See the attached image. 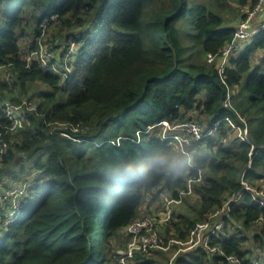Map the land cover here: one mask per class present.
Returning <instances> with one entry per match:
<instances>
[{
  "label": "trees",
  "instance_id": "16d2710c",
  "mask_svg": "<svg viewBox=\"0 0 264 264\" xmlns=\"http://www.w3.org/2000/svg\"><path fill=\"white\" fill-rule=\"evenodd\" d=\"M257 2L0 0V65L12 64L15 76L12 85L0 80V101L13 87L22 95L37 81L49 87L37 95V110L29 112L26 126L3 135L9 147L0 158V192L25 176L32 181L18 216L2 228L0 264H119L127 245L119 239L121 249L111 252L114 240L139 218L146 194L156 199L165 191L177 199L199 169L195 200L174 203L172 217L158 230L167 241L186 242L199 223L220 221L223 227L210 244L225 255L198 245L172 264H258L253 257L257 250L264 255V204L247 186L264 190V34L233 56L223 74L218 58L208 61L233 39L234 22L245 17L241 9ZM29 7L42 9L38 25L59 13L60 20L50 25L62 31L55 44L66 43L69 34L79 43L75 68L64 83L37 58L27 65L18 29ZM188 14L195 25L190 47L177 27ZM37 48L34 42L29 51ZM194 110L207 116L208 127L220 120L217 134L206 137L195 155L198 169L186 165L179 174L116 178L125 162L165 152L184 156L170 140L146 131L164 120L187 121ZM225 117L248 126L249 141L239 134L228 140ZM8 124L0 108V133ZM156 261L138 253L132 264Z\"/></svg>",
  "mask_w": 264,
  "mask_h": 264
},
{
  "label": "built area",
  "instance_id": "2783aa9c",
  "mask_svg": "<svg viewBox=\"0 0 264 264\" xmlns=\"http://www.w3.org/2000/svg\"><path fill=\"white\" fill-rule=\"evenodd\" d=\"M241 11V14L245 17L239 20L238 25L235 27L234 37L231 42L221 49L219 55H208L209 62H213L216 58H218L220 74L225 72V69L227 68L233 56L243 52L255 37L264 34V19L258 21L256 20L264 11V0H258V2L253 7L247 6L241 9ZM59 20V13H51L41 20L40 27L43 29V31H45L53 22ZM40 41H42V39H40ZM78 45L79 43L75 41L74 36L69 34L68 43L65 46V52L57 57V59H55L56 57L54 56H50L52 55L50 52H48V57L42 56L41 53H39V46L37 50L29 52L36 56H30L29 58L36 57L42 68L45 70H50L56 75L60 76L64 83L65 79L68 77V74L73 71L69 69V65L65 67V61L67 57H71V59L73 58L71 61L72 63H70L71 66H73ZM74 48L75 50L73 53H71V50ZM57 62L58 64L60 63L59 66H57ZM27 65H30L29 60H27ZM7 67L8 65H0V69H4L8 76V80H10L12 70ZM230 96L231 95L229 93L226 101L227 105L230 104ZM0 108L4 112L5 118L9 121V124L5 126L6 131L4 133H0V158H2V156L7 153L9 147V144L3 138V135L7 133H16L22 129V123L27 121V119L25 121V110L29 111L32 109V107L28 101L15 102L10 99L3 102L2 105H0ZM225 120L229 121V123H232L233 126V122L230 118L225 117ZM219 124L220 120L215 121L212 123V126L206 127L205 130L200 126L197 120H188L183 122L178 121L175 123L164 120L159 123L158 126H161L159 135L165 140H170L174 148L182 155L191 157V164H189V166L192 169H198L196 163L194 162L195 155L199 154L205 147L207 143L205 138L215 135ZM161 130L164 131L163 134L161 133ZM247 133L248 131H245L246 135ZM242 139L249 141L245 137ZM198 171V177L192 176L188 178L185 189L179 191V198L175 199L170 197L166 192H161V196L164 201V206L161 211L146 214L142 218L139 217L124 228L123 232H125L126 235H129L131 239L125 251L117 257L119 264H132L135 256L138 253L149 255L155 248L161 245L163 242V236L158 230V225L167 222L172 217L174 203H181L186 195L192 194L194 191V182L200 181L202 179L201 169ZM29 184L30 181L26 180L24 182L17 183L12 187L10 186L6 189V192L5 190L0 192L3 194V196L0 197L1 209L3 210V212L0 214V232H2V227L13 221L16 216H18L19 210L21 209L25 200ZM247 188L254 193L255 200L264 204V190H255L250 186H247ZM240 197V195L238 197H234L233 200H237ZM1 224H4V226H1ZM222 227V223H216L215 225H211L209 221L199 223L192 231L189 241L194 243V247L201 244L211 253L219 252L224 256L225 253L220 247L211 246L210 244L212 237L218 234ZM199 241L202 242L196 243ZM227 258L231 261H236L234 256H227Z\"/></svg>",
  "mask_w": 264,
  "mask_h": 264
},
{
  "label": "rangeland",
  "instance_id": "374dc122",
  "mask_svg": "<svg viewBox=\"0 0 264 264\" xmlns=\"http://www.w3.org/2000/svg\"><path fill=\"white\" fill-rule=\"evenodd\" d=\"M197 1H200L202 3L203 2L210 3L212 0H191V4L194 5V2H197ZM31 8H34V6H32ZM31 8L30 7L28 8L25 20H24L23 24L18 29V32L20 34V36H19V45L22 48V53L25 55L26 60H29L30 64H31L33 58H29V57L30 56L34 57L36 55H33V54L29 53L30 52L29 50L34 45V42H36L37 47L39 46V53H41L42 56L48 57L49 56L48 52H50L52 54L50 56L59 57L60 53L63 51V49L66 46V43H63L62 40H61L62 42H60L61 45H59L57 43L55 44V42L58 41L59 37L62 34V31H60L61 29L60 28L57 29V27H55V26H54L55 28L49 26L45 31H43V29L40 27V22L41 21L39 22V25H38V22H37L38 14H40V10H42V9L39 8L38 12H37V11L30 10ZM225 12L229 13L228 11H225ZM226 16L230 17L231 14L230 15L227 14ZM240 16H239V18H240ZM84 18H85V16H84ZM234 23H235V27H236L238 25L239 21L237 20ZM177 27L179 28L180 36H181V39H182L183 43L186 46H189V47H190V45L192 46V44H193L192 35L195 32V25H194L190 15L188 14L186 17L181 19L177 23ZM65 35H66V32L63 34V36L65 37ZM40 39H42V41H40ZM66 42H67V38H66ZM55 45H56V47H55ZM74 50H75V48L73 50H71V53H73ZM262 53H263V51L259 50L258 55H260ZM240 54H242V52ZM240 54H238V55H240ZM35 59H36V57H35ZM49 60H51V59H49ZM72 60H73V58L71 59V57H67V59L65 61L66 63L64 64L65 67L67 65H69V69H71V70H73L75 68V64H73V66H71V64H70V63H72L71 62ZM259 60H260L259 56L255 57V59H253V61H252L253 62V67H255L259 63ZM59 64L57 62V66H59ZM7 68L12 70V73L10 75V80H8V76H7L6 72L4 71V69H0V80L4 81L6 84L8 83L9 85H12L14 77H15L14 76L13 65L12 64H8ZM43 89L44 90H48L49 89L48 85H46V84H44L42 82H38V81L34 83L32 89L30 91L31 93H29L28 95L20 94L19 90L17 88L13 87L11 92H9V94H8V98L6 97L5 100H1L0 101L1 102L0 105H2L3 102H5L7 100H10V99H12L15 102L28 101L30 103L31 107H32L31 110H33V111H31V110L26 111L25 110V121H26V119L28 120L29 112H34V111L37 110V101H38V96L37 95L41 92L40 90H43ZM237 91H239V89ZM237 91L232 90V92H237ZM241 99H243V97H239V100H241ZM231 101H232V99H231V96H230V103H232ZM188 115H190V118H186L185 120H187V121L188 120L189 121L190 120L191 121L192 120H197L199 122L200 126L203 127L205 130H206V127H208V125H211L210 121L207 119V116H205L201 111L199 112V111L194 110L192 112H189ZM239 118L241 119V121L245 122V119H244L243 116H239ZM232 122H233V126L234 127L232 126V123L228 122L229 125H231V128L229 130H227L228 131L227 132L228 133L227 139L228 140L230 138L231 139H235L237 134H239V136L241 138L245 137L246 139H248V136L245 134V131H249L248 126H246V128L244 129L242 127V124H241L242 122L241 123H237L235 121H232ZM24 126H26V125L23 122L22 123V128H24ZM240 127H241V129H240ZM160 128H161V126H155V127L149 128L146 132L151 133V134H155L156 133V134L159 135ZM162 131L163 130H161V133L163 134L164 131L163 132ZM236 131L238 133H236ZM216 134H217V132L215 133V135ZM192 163H193V161H192ZM188 178L186 179V181H188ZM24 179H25L24 181H26V180L32 181V177H30V176L29 177L25 176ZM5 180H8V178H5ZM19 181H21V180H17V182H15L12 185L10 184V186L12 187L13 185H16L17 183H21ZM24 181H22V182H24ZM186 186H187V182H186ZM3 187H4V185L0 184V189H3ZM185 187L184 188H180V191L185 189ZM6 189H5V192L7 191ZM193 189H194V186H193ZM161 192H165V191H161ZM2 196H3V194L0 193V197H2ZM196 197L197 196L195 195V191H193L192 194L186 195L183 199L185 200L187 198L189 200L194 201ZM181 203H177V204H181ZM163 206H164V201L162 199L161 193H159V196L156 199H154V196H150V195L146 194L145 201H144L143 205L141 206V209H140L138 215H139V217L142 218L146 214H150V213H153V212H156V211H161L163 209ZM218 223H221V222L218 221L217 224ZM213 224L214 223H211V225H213ZM1 226H4V224H1ZM228 228L231 231L235 230L233 228V226H231V225H229ZM1 234L2 233L0 232V239H1ZM128 236L129 235H126V233L123 232L120 237H117V239L114 240V244H113V246L111 248V252L112 251H118V249H121L120 248V240L119 239L126 241V245H128V243H129V241L131 239L130 236L129 237ZM200 242H202V241H199V242H196V243H200ZM175 245H179V247L175 248ZM199 245H201V244H199ZM193 248H194V243L192 241L188 240V241L185 242V241H180V240L175 239V238H172L169 241H167L163 237V242L161 243V245L158 246L157 248H155L148 256H150V257L153 256L154 259H157V261L154 264H160V261L165 262V263L167 262L168 264H172V261L181 252L185 253L186 251H190ZM156 251H159V252L162 251V252L166 253V255L171 258L170 262H169V260L166 257H164L160 253L155 255ZM261 254H262V251H258L257 250L256 251V255L253 257L254 261L258 262V264L263 263L261 260L264 261V255H261Z\"/></svg>",
  "mask_w": 264,
  "mask_h": 264
},
{
  "label": "clouds",
  "instance_id": "9594fccd",
  "mask_svg": "<svg viewBox=\"0 0 264 264\" xmlns=\"http://www.w3.org/2000/svg\"><path fill=\"white\" fill-rule=\"evenodd\" d=\"M67 43L68 37L66 45ZM189 164L191 157L165 152L153 154L143 161L125 162L117 167L115 175L119 180L155 178L161 175L179 174Z\"/></svg>",
  "mask_w": 264,
  "mask_h": 264
},
{
  "label": "crops",
  "instance_id": "0c3cea01",
  "mask_svg": "<svg viewBox=\"0 0 264 264\" xmlns=\"http://www.w3.org/2000/svg\"><path fill=\"white\" fill-rule=\"evenodd\" d=\"M262 19H264V11H263V13L261 14V16H259L256 20H262Z\"/></svg>",
  "mask_w": 264,
  "mask_h": 264
}]
</instances>
